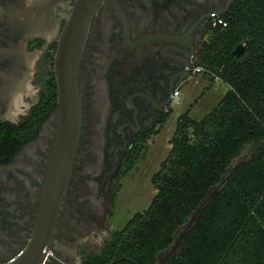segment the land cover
<instances>
[{"label": "flooded vegetation", "instance_id": "obj_1", "mask_svg": "<svg viewBox=\"0 0 264 264\" xmlns=\"http://www.w3.org/2000/svg\"><path fill=\"white\" fill-rule=\"evenodd\" d=\"M17 1L0 0V119L13 124L39 103L44 82L54 72L52 47L59 41L52 42L47 30L23 37L19 24L9 19ZM50 1L54 20L67 22L76 0ZM237 1L119 0L117 9L113 0H105L100 6L79 73L80 148L48 264H74V239L99 227L95 214L101 215L105 195L111 196L133 151L171 112L175 91L192 75L209 39L213 16L231 15ZM21 39L30 62L18 51ZM39 41L45 42L41 48ZM28 81L40 88L30 96L31 106L24 114L14 113L13 102L6 110L7 97L14 101L16 93L26 92ZM54 114L12 162L0 164V264L24 250L35 229L58 130Z\"/></svg>", "mask_w": 264, "mask_h": 264}, {"label": "trees", "instance_id": "obj_2", "mask_svg": "<svg viewBox=\"0 0 264 264\" xmlns=\"http://www.w3.org/2000/svg\"><path fill=\"white\" fill-rule=\"evenodd\" d=\"M222 18L228 26H210L195 67L230 90L202 121L191 110L180 117L172 150L153 177L156 196L149 209L111 234L99 253L85 254L82 264H158L183 228L180 250L167 264H264V0H238ZM243 46L246 52L236 55ZM43 88L39 103L19 123L0 119L1 165L36 139L56 112L54 72ZM170 116L152 134H160ZM146 142L117 176L113 201ZM249 146L252 155L235 164Z\"/></svg>", "mask_w": 264, "mask_h": 264}, {"label": "rangeland", "instance_id": "obj_3", "mask_svg": "<svg viewBox=\"0 0 264 264\" xmlns=\"http://www.w3.org/2000/svg\"><path fill=\"white\" fill-rule=\"evenodd\" d=\"M36 2L40 4L35 6ZM13 14L9 19L19 24V31L23 37H27L28 34L39 35L40 31L47 30V37L52 42L59 39L61 35L59 30L66 23V19L62 23L58 22L57 19L54 20L50 0H41V2L38 0L17 1ZM17 45L20 54L27 56L28 62H30L31 54L26 48V41L17 40ZM55 48L52 49L53 66L57 51ZM31 62L33 63L34 60L32 59ZM11 80L12 78L9 79L8 77V84L10 85L12 84ZM25 86L26 92L16 93L14 101L11 96L10 98L7 97L9 103L4 107L6 110L12 109L13 102L15 103L12 109L14 113L16 110L24 114L25 110L31 106L32 101L29 98L30 96L33 97L40 88L29 81ZM178 89L181 97L171 108L168 124L162 128L160 134H151L149 140L144 144L133 170L121 181V190L115 201H113L112 196L105 195L104 203L99 207L101 215L95 214L99 227L89 233H79L74 239L70 249L75 257V261L72 263L81 264L85 254L99 253L111 234L122 231L137 214L144 213L149 209L156 196V189L152 182L153 177L159 172L162 163L172 150L171 140L175 135L180 117L191 110V117L197 121H202L218 107L230 87L219 79L212 84L204 77V74L195 75L192 73L185 82L179 85ZM0 117L3 119L2 113H0ZM12 120H17V118ZM158 129L159 127L156 130ZM254 150L252 146L247 147L243 155L235 161V164L247 160ZM179 250L180 243L178 241L171 250L160 255L158 264H167Z\"/></svg>", "mask_w": 264, "mask_h": 264}, {"label": "water", "instance_id": "obj_4", "mask_svg": "<svg viewBox=\"0 0 264 264\" xmlns=\"http://www.w3.org/2000/svg\"><path fill=\"white\" fill-rule=\"evenodd\" d=\"M105 0H76L59 37L54 61L58 87L57 136L52 150L47 179L37 215L35 229L24 250L3 264H48L52 257L61 211L74 172L83 127V105L79 73L90 36L93 19ZM119 0H113L119 9ZM246 52L239 47L236 55ZM199 214V213H198ZM197 216L193 217V226ZM186 229L176 235L175 244Z\"/></svg>", "mask_w": 264, "mask_h": 264}, {"label": "built area", "instance_id": "obj_5", "mask_svg": "<svg viewBox=\"0 0 264 264\" xmlns=\"http://www.w3.org/2000/svg\"><path fill=\"white\" fill-rule=\"evenodd\" d=\"M219 26H222V27H227L228 26V23L223 19L221 18L220 16H217V15H214L213 16V27L216 28V27H219ZM205 70L203 68H199V67H195L193 69V73L196 75V74H204ZM180 97H181V93H180V90L177 89L175 91V94L173 96L174 98V103L175 102H178L180 100Z\"/></svg>", "mask_w": 264, "mask_h": 264}]
</instances>
